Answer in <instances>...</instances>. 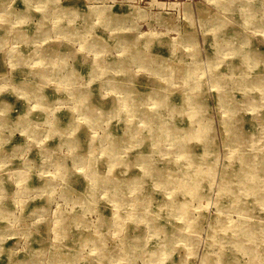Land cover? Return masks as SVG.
<instances>
[{
  "label": "rangeland",
  "instance_id": "obj_1",
  "mask_svg": "<svg viewBox=\"0 0 264 264\" xmlns=\"http://www.w3.org/2000/svg\"><path fill=\"white\" fill-rule=\"evenodd\" d=\"M0 264H264V0H0Z\"/></svg>",
  "mask_w": 264,
  "mask_h": 264
},
{
  "label": "bare ground",
  "instance_id": "obj_2",
  "mask_svg": "<svg viewBox=\"0 0 264 264\" xmlns=\"http://www.w3.org/2000/svg\"><path fill=\"white\" fill-rule=\"evenodd\" d=\"M237 85V84H236ZM226 93V92H225ZM196 95V94H195ZM232 104V103H231ZM144 113V112H143ZM231 121V120H230ZM228 129V128H227ZM114 136V135H113ZM195 165V164H194ZM121 167V166H120ZM124 167V166H123ZM193 168V167H192ZM124 169H126V168H124ZM229 176H231V175H229ZM115 178V177H114ZM118 178V177H117ZM122 178H124V176L122 177ZM239 178V177H238ZM126 179V178H125ZM123 180V179H122ZM202 180V179H201ZM166 184H167V182H166ZM201 185V184H200ZM189 192V191H188Z\"/></svg>",
  "mask_w": 264,
  "mask_h": 264
}]
</instances>
